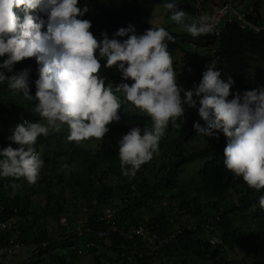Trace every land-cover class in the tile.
<instances>
[{
    "label": "clouds",
    "instance_id": "obj_1",
    "mask_svg": "<svg viewBox=\"0 0 264 264\" xmlns=\"http://www.w3.org/2000/svg\"><path fill=\"white\" fill-rule=\"evenodd\" d=\"M103 1L0 0V133L9 145L0 177L34 183L58 152L79 170L109 173L104 182L122 198L78 222L77 236L95 227L78 257L115 233L165 248L169 234L156 222L119 226L124 202L141 200L145 177L163 167L194 187L212 173L210 198L248 205L246 220L232 218L264 239V0H242L246 13L237 0ZM111 142L116 153L105 151ZM215 215L202 216L198 237L214 247L223 242ZM15 216L0 205V251L14 250L1 264L21 258Z\"/></svg>",
    "mask_w": 264,
    "mask_h": 264
},
{
    "label": "trees",
    "instance_id": "obj_2",
    "mask_svg": "<svg viewBox=\"0 0 264 264\" xmlns=\"http://www.w3.org/2000/svg\"><path fill=\"white\" fill-rule=\"evenodd\" d=\"M115 1L111 0L109 6ZM129 1L131 5L138 2ZM104 5L108 3L103 1ZM6 135L7 132L3 138L0 133V148L9 146ZM89 144L96 150L93 142ZM116 148L111 142L105 151L115 149L116 153ZM108 175L92 168L88 170L87 166L79 170L71 156L58 152L55 160H47L44 174L34 183H28L23 177H0V205L5 208V217L18 215L15 216L21 230L18 240L23 242L19 255L22 259L2 264H89L90 260L94 264H264V239L243 233L234 219L246 220L250 215L248 205H232L210 198L212 173L202 175L194 187L182 183L177 173H169L166 167L145 177V185L140 188L141 200L135 201L134 197L131 205L124 202L126 209L120 213L119 225L125 229L142 218L156 222L162 234H169L170 242L165 248L155 252L140 237L129 239L115 233L108 238L110 246L104 244L99 250L86 252L84 258L78 257L74 248L92 240L95 229L92 227L93 232L77 236L78 222L85 218L96 221L102 205H116L122 198V190L104 182ZM11 190L14 197L7 194ZM13 206L18 209L17 214L12 211ZM183 213L188 214L184 219ZM216 213L223 220L219 230L223 242L214 247L208 241L202 243L198 237L204 232L202 216L212 221ZM63 217L66 220L61 224ZM171 220L176 224L172 225ZM24 248L30 252L25 254ZM67 256L72 258L70 263L66 261Z\"/></svg>",
    "mask_w": 264,
    "mask_h": 264
},
{
    "label": "rangeland",
    "instance_id": "obj_3",
    "mask_svg": "<svg viewBox=\"0 0 264 264\" xmlns=\"http://www.w3.org/2000/svg\"><path fill=\"white\" fill-rule=\"evenodd\" d=\"M185 1L189 4L188 6H190V5H194L193 0H185ZM208 1H209V0H208ZM237 1H238V3H239L238 10H239L241 13H246V12H247V9L243 7L242 0H237ZM188 6H187V8H188ZM224 25H225V21L222 22V27H223ZM189 173H190V169L187 170L186 174H189ZM23 250H24V253H25V254H28V252H30V250L27 249V248H24ZM21 259H22V258L18 259L17 261H20Z\"/></svg>",
    "mask_w": 264,
    "mask_h": 264
},
{
    "label": "built area",
    "instance_id": "obj_4",
    "mask_svg": "<svg viewBox=\"0 0 264 264\" xmlns=\"http://www.w3.org/2000/svg\"><path fill=\"white\" fill-rule=\"evenodd\" d=\"M0 227H5V224H0ZM6 252H14V250L12 249V248H10V249H8L7 251H0V260L2 259V257L4 256V255H6L5 253Z\"/></svg>",
    "mask_w": 264,
    "mask_h": 264
}]
</instances>
